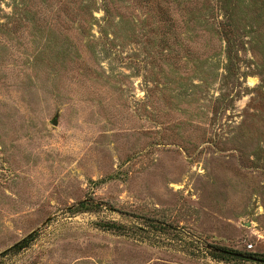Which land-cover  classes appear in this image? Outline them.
<instances>
[{
	"label": "rangeland",
	"instance_id": "374dc122",
	"mask_svg": "<svg viewBox=\"0 0 264 264\" xmlns=\"http://www.w3.org/2000/svg\"><path fill=\"white\" fill-rule=\"evenodd\" d=\"M179 1L0 0V253L38 229L0 264H257L196 237L264 256V32L241 3L230 63L215 0ZM140 217L183 237L97 226Z\"/></svg>",
	"mask_w": 264,
	"mask_h": 264
},
{
	"label": "trees",
	"instance_id": "16d2710c",
	"mask_svg": "<svg viewBox=\"0 0 264 264\" xmlns=\"http://www.w3.org/2000/svg\"><path fill=\"white\" fill-rule=\"evenodd\" d=\"M144 7L150 12L154 17L162 16V13L167 9L168 3L165 0H140ZM178 3H181L179 0H176ZM109 3H112V0H101V7L104 11L105 17L107 18L110 15ZM177 3V4H178ZM245 5L247 11L253 15L254 21L259 25L257 31L259 33L264 32V0H215V4L212 5L211 14L209 18L212 20L213 30L215 34L219 37L221 41L225 43L226 53L229 62L234 59L236 53L233 50L235 45V20L236 13L241 9L242 4ZM240 4V5H239ZM90 11V5L83 6L82 9ZM166 13V11H165ZM166 15V14H164ZM254 22V23H255ZM168 27H173L170 24ZM102 209L101 204L95 203L90 199L82 200L72 207L68 208L67 211L75 213L83 212H92ZM144 228L132 227L124 224H119L115 221L100 222L97 226L104 231L114 233L119 236H129L136 235L141 238L146 237L144 235L154 234L159 235L163 234L170 239H182L183 234L180 231H176L175 228L166 224L164 222L152 219V218H139ZM38 230L33 231L22 238L19 242L12 245L10 248L0 253V259L10 255V254H19L25 252L34 240L37 238ZM187 248L192 251L197 250L198 252H207L214 259L224 261L227 263H257L264 264V256L252 253V252H242L237 250H231L224 247L208 245L205 246L199 238H193V240H187ZM193 253V252H191Z\"/></svg>",
	"mask_w": 264,
	"mask_h": 264
},
{
	"label": "water",
	"instance_id": "95a60500",
	"mask_svg": "<svg viewBox=\"0 0 264 264\" xmlns=\"http://www.w3.org/2000/svg\"><path fill=\"white\" fill-rule=\"evenodd\" d=\"M53 125H56L57 124V121H56V119H54V120H52V122H51ZM38 230V229H37ZM37 230H34V231H37ZM33 232V231H32Z\"/></svg>",
	"mask_w": 264,
	"mask_h": 264
},
{
	"label": "built area",
	"instance_id": "2783aa9c",
	"mask_svg": "<svg viewBox=\"0 0 264 264\" xmlns=\"http://www.w3.org/2000/svg\"><path fill=\"white\" fill-rule=\"evenodd\" d=\"M248 248H252V245H249Z\"/></svg>",
	"mask_w": 264,
	"mask_h": 264
}]
</instances>
